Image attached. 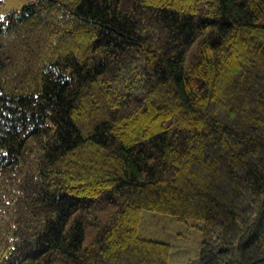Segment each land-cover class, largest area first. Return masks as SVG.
Instances as JSON below:
<instances>
[{"label": "trees", "instance_id": "1", "mask_svg": "<svg viewBox=\"0 0 264 264\" xmlns=\"http://www.w3.org/2000/svg\"><path fill=\"white\" fill-rule=\"evenodd\" d=\"M0 264H264V0H0Z\"/></svg>", "mask_w": 264, "mask_h": 264}, {"label": "rangeland", "instance_id": "2", "mask_svg": "<svg viewBox=\"0 0 264 264\" xmlns=\"http://www.w3.org/2000/svg\"><path fill=\"white\" fill-rule=\"evenodd\" d=\"M30 0H6V9L20 8ZM199 221L179 222L162 214L141 213L138 234L171 245L169 264H199L202 240Z\"/></svg>", "mask_w": 264, "mask_h": 264}, {"label": "snow or ice", "instance_id": "3", "mask_svg": "<svg viewBox=\"0 0 264 264\" xmlns=\"http://www.w3.org/2000/svg\"><path fill=\"white\" fill-rule=\"evenodd\" d=\"M0 19H2V18H0Z\"/></svg>", "mask_w": 264, "mask_h": 264}]
</instances>
